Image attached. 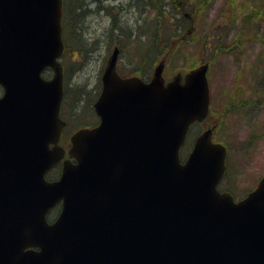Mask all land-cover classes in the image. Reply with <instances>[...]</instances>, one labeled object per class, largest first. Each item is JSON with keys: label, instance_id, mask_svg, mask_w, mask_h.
I'll use <instances>...</instances> for the list:
<instances>
[{"label": "water", "instance_id": "95a60500", "mask_svg": "<svg viewBox=\"0 0 264 264\" xmlns=\"http://www.w3.org/2000/svg\"><path fill=\"white\" fill-rule=\"evenodd\" d=\"M61 4L0 0V264H264V174L237 202L220 192L226 148L209 128L180 161L190 124L207 116L206 64L164 83L160 61L143 81L117 75L114 48L100 123L75 131L76 162L45 179L63 152L48 144L61 125ZM45 65L52 79L40 77ZM26 236L39 252L22 255Z\"/></svg>", "mask_w": 264, "mask_h": 264}, {"label": "rangeland", "instance_id": "374dc122", "mask_svg": "<svg viewBox=\"0 0 264 264\" xmlns=\"http://www.w3.org/2000/svg\"><path fill=\"white\" fill-rule=\"evenodd\" d=\"M225 1L213 0L207 9L198 11L194 22L200 25V32L206 33L208 39L203 41L190 39L188 43L181 44V49L185 50L181 58L177 54L169 59L165 56L162 61V76L164 80H167L177 72L186 73L192 64L193 67L204 63L209 65L210 117L203 119L199 125L195 126L197 129L193 127L190 129L185 151L186 153L189 151L188 147L194 140L196 131L200 133L205 128L213 127V137L231 148L230 155L227 156L228 171L223 179L225 182L222 183V187L232 191L237 200L246 195L264 173V44L261 45L257 40L258 36L264 39V19L257 21L256 24H250V32L240 31L237 24H231L232 0H227L228 3ZM235 1L236 4H240L239 7H234L238 15L251 5L249 3L251 0ZM71 4L72 0H67V8ZM126 20L129 23L133 21L131 17ZM66 23L64 34L69 39L70 49L61 61L72 78L68 80L67 85L70 92L63 99L65 104L63 116L70 120L68 129L70 132L80 127L78 125L80 121L88 125L96 124L98 121L89 110L86 111L79 106H83L98 91L96 86L100 72L105 66L111 49H107V44L100 40L102 38L108 40L107 37L100 36L103 28L108 25L105 13L102 11L88 15L83 20L82 31L85 33L87 42L98 43L96 41L99 40L100 44L98 43V48L88 55L84 63L80 64L78 60L73 64V60L78 56L79 45L74 44L72 40L71 22ZM241 27L246 28V26ZM135 45L136 43L132 42L124 47L118 63L119 70L128 75L133 74L134 68L140 67L138 63L140 55L135 52ZM82 85L85 86L81 91L82 94L75 99L74 91ZM73 102L72 110L73 113L77 112V117L72 120L68 114L72 113L70 106ZM249 134H252L254 138H249ZM243 140L246 143L244 147H240Z\"/></svg>", "mask_w": 264, "mask_h": 264}, {"label": "trees", "instance_id": "16d2710c", "mask_svg": "<svg viewBox=\"0 0 264 264\" xmlns=\"http://www.w3.org/2000/svg\"><path fill=\"white\" fill-rule=\"evenodd\" d=\"M63 1L65 8L64 18L65 20L67 19L66 22H71L72 33L76 35L78 40V60L83 61L88 57V52L93 49L89 42H84L87 41L86 36L80 31L83 18L90 12V2L94 5L98 4L102 6L104 0H72V4L68 8L67 0ZM212 1L213 0H139L138 7L141 9L142 15L140 22L141 35L136 34V29L138 28L136 24L132 28L128 27L127 29V31H129V37L137 35L143 38L142 43L136 44L134 47L135 52H138L140 55L139 63L141 67L134 68L133 73L141 77L149 76V72L160 58L166 56L169 59L175 57L176 54L181 58V54L185 53V50L181 49V44L188 43L190 39L195 41L208 39L206 33L200 32V25L194 22V18H196L198 11L204 8L207 9ZM137 2L136 0V5H138ZM225 2L228 3L227 0ZM249 3L251 5H248L246 10L238 15L234 7H239L240 4H236V1L232 0L233 19L231 24H237V28H239L240 31L248 30L250 32V24H256L257 21L264 19V0H251ZM185 12H187L188 15H186ZM260 16H262V18H260ZM237 18H239L238 21ZM66 22H63L64 30L67 24ZM241 26H246V28L243 29ZM113 30L118 31L116 34L117 36L118 34H122V28L118 25H111L109 27V31L112 32V34L114 33ZM257 40L261 45L264 44L262 36H258ZM126 44H129V42L127 41ZM171 45L174 46L170 47ZM123 47L124 46H122V48ZM248 137L251 139L254 138L252 134H249ZM245 143V140L241 141L240 147H244ZM226 147L228 148L229 157L231 148L227 144Z\"/></svg>", "mask_w": 264, "mask_h": 264}, {"label": "flooded vegetation", "instance_id": "af4514ba", "mask_svg": "<svg viewBox=\"0 0 264 264\" xmlns=\"http://www.w3.org/2000/svg\"><path fill=\"white\" fill-rule=\"evenodd\" d=\"M114 6H117L118 7L117 8L118 10H119V8L122 9V7H123V6H120L118 4L117 5H114ZM110 42H111V40H110ZM0 95H1V91H0ZM68 115H69L70 118H72V114H68ZM61 117L66 122L65 126L63 127V129L61 131V133H62L64 130L67 129V126H69L70 122L66 119L65 116H62V114H61ZM69 137H70V135H69ZM69 137H67L65 134L63 135V133H62V135L59 138V143L62 146H67L69 148L70 147V144H71V143H69ZM56 166H59L60 169H61L60 162ZM59 173H60V171H59ZM59 173L55 177H52V179L53 178H58ZM61 205H62V200H59L54 205L50 206V208L47 209L48 211L45 214L46 221H48L49 223H51V222H53L59 216V214L61 212ZM30 247L35 248V249H39L36 246H30ZM30 247H25V249H30Z\"/></svg>", "mask_w": 264, "mask_h": 264}]
</instances>
